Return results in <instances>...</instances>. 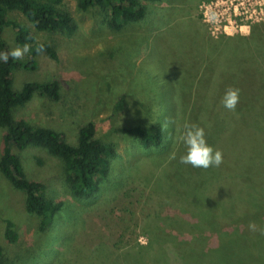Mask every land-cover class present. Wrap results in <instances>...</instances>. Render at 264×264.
I'll list each match as a JSON object with an SVG mask.
<instances>
[{
  "label": "rangeland",
  "instance_id": "1",
  "mask_svg": "<svg viewBox=\"0 0 264 264\" xmlns=\"http://www.w3.org/2000/svg\"><path fill=\"white\" fill-rule=\"evenodd\" d=\"M65 1L77 24L72 35L34 31L36 41L52 45L59 58L42 54L36 71L14 74L18 89L28 81L57 80L61 99L51 102L35 95L15 109L14 117L61 132L70 143L76 141L83 125L93 122L99 137L114 142L117 157L101 192L86 201L72 197L61 160L33 146L21 153L27 176L42 182L49 198L64 203L63 211L43 233L38 230L39 219L26 212L23 193L0 173V244L9 253L10 264H121L136 255L145 262L143 249L154 235L151 226L157 229L155 233L164 232V225H156L180 220L184 207L199 215V224L218 225L212 229L215 234L218 230L221 234H260L263 205L245 200L236 203L225 184L227 175H216L211 183L209 171H192L203 185L180 187L166 178L162 191L160 177L181 174L183 180L186 169L178 161L177 172L169 173L173 167L167 173L155 162L179 154L184 125L191 122L204 127L208 143L227 157L220 166L237 173L231 169L233 155L241 156L246 150L241 110L224 108L221 98L229 87L243 89L232 70L238 63L264 61V12L261 16L260 7H239L238 12L249 11L247 18H229L243 27H229L225 33L212 30L204 21L201 6L211 0L147 2L143 20L112 32L99 10L84 12L78 9L77 0ZM255 11L259 14L254 15ZM11 18L26 22L19 14ZM2 36L11 50L17 47L13 29L7 28ZM26 57L27 53L20 59ZM189 91L195 95L194 105L179 110V95ZM122 97L125 107L113 116ZM138 124L161 126L163 148L145 150L117 131ZM4 133L0 128V159L5 152ZM247 145L255 147L251 142ZM247 194L257 198L256 193ZM173 196L183 202L177 205L179 212L166 202ZM7 220L15 223L20 236L15 244L4 237ZM253 222L257 231L249 230ZM176 228L175 224L172 231Z\"/></svg>",
  "mask_w": 264,
  "mask_h": 264
},
{
  "label": "trees",
  "instance_id": "2",
  "mask_svg": "<svg viewBox=\"0 0 264 264\" xmlns=\"http://www.w3.org/2000/svg\"><path fill=\"white\" fill-rule=\"evenodd\" d=\"M160 1L163 0H77V6L84 12L99 10L107 28L112 32H120L128 24L137 23L147 16V2ZM12 14L21 15L26 22L12 19ZM7 28L14 30L16 45L22 47L27 44L30 51L25 59L10 57L7 63L0 62V128L5 131V152L0 159V173L15 190L23 193L25 210L39 219L38 230L43 233L49 231L63 211L64 203L49 198L46 186L27 176L21 153L33 146L45 149L51 156L61 160L64 164L65 183L72 197L87 201L96 197L110 179L117 150L114 142L105 141L98 136L93 122L83 125L78 131L76 141L70 143L61 132L32 125L24 119L16 120L14 117L15 109L23 107L35 95L51 102L61 99V85L57 80L28 81L18 89L15 86L14 74L18 70L36 71L39 64L37 58L42 54L53 60L59 58L52 45L36 41L34 31L72 35L77 29V24L67 9L66 1L0 0V52L11 50L2 36ZM241 64L238 63L232 69L243 84L236 108L241 110L239 121L242 120V131L246 134V150L241 156L232 154L234 165L231 169L237 173L227 172L229 166L201 169L182 164L181 167L186 169V179L182 180L181 174L160 177L159 189L162 191L166 178L169 179V184L176 183L180 187L182 184L203 185L197 175H192V171L198 170L199 173L200 170H205L209 171L207 178L211 183L216 175H227L225 184L231 196L236 197V203H243L242 200L253 201L264 207V61L258 60L247 63L248 65L244 61L243 66ZM180 95L179 110L183 106L184 109H189L194 105L196 98L191 91ZM124 107L125 98L122 97L115 104L112 115L117 116ZM117 131L132 137L145 150L158 151L163 148L165 137L161 126L138 124L122 127ZM250 142L256 148L249 149L247 144ZM179 149L178 155H168L162 162L156 158L157 166L167 173L174 167L169 173L177 172L175 165L185 152L183 141ZM223 161L226 162L227 157L223 158ZM247 192L256 193L257 198ZM166 202L171 205L170 209L177 212V205L183 203L175 196ZM191 209L184 207L185 213H179L182 217L177 216L181 221L174 219V222L163 221L156 225L158 228L164 225V232L155 233L157 229L151 226L154 235L143 249L145 262L136 255L132 261L126 258L121 264H264V229L260 234H221L219 230L215 234L212 229L219 226L213 227L207 222L204 225L202 222L199 224V215L197 217L191 213ZM175 224L176 234L175 230L172 231ZM4 237L10 244L18 241L20 236L14 222L6 221ZM0 264H10L9 253L1 244Z\"/></svg>",
  "mask_w": 264,
  "mask_h": 264
},
{
  "label": "clouds",
  "instance_id": "3",
  "mask_svg": "<svg viewBox=\"0 0 264 264\" xmlns=\"http://www.w3.org/2000/svg\"><path fill=\"white\" fill-rule=\"evenodd\" d=\"M42 50V49H41ZM30 51L29 46L25 44L10 51L0 52V62L7 63L9 58L20 59ZM240 99V90L229 87L221 98V104L224 108L235 111ZM182 141L185 146V152L180 157V163L191 165L193 168L208 169L210 167H219L223 163V153L208 143L204 127L197 123H186L182 133ZM250 231H257L258 226L253 222L249 224Z\"/></svg>",
  "mask_w": 264,
  "mask_h": 264
},
{
  "label": "built area",
  "instance_id": "4",
  "mask_svg": "<svg viewBox=\"0 0 264 264\" xmlns=\"http://www.w3.org/2000/svg\"><path fill=\"white\" fill-rule=\"evenodd\" d=\"M249 6L253 9L254 7H260V15L264 12V0H211L208 3H204L201 6L203 11V16L207 23L211 24V29L215 31L223 30L225 33L229 27L231 28H242V25H238L237 21H232L229 17L234 15V18H247L249 11L238 12L239 7L248 10ZM256 5V6H255ZM257 10V9H256ZM256 12V11H255ZM254 15L259 14V12L253 13ZM252 17V14L250 15ZM234 23V24H233Z\"/></svg>",
  "mask_w": 264,
  "mask_h": 264
}]
</instances>
